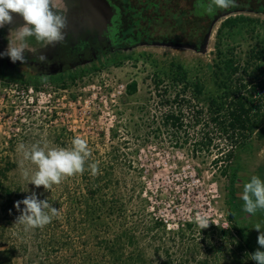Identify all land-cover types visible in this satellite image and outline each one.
I'll list each match as a JSON object with an SVG mask.
<instances>
[{
	"label": "rangeland",
	"instance_id": "obj_1",
	"mask_svg": "<svg viewBox=\"0 0 264 264\" xmlns=\"http://www.w3.org/2000/svg\"><path fill=\"white\" fill-rule=\"evenodd\" d=\"M58 7L56 3L55 9ZM244 15L249 22L236 29H225L219 36L226 18L221 19L214 27L205 54L178 47L140 46L122 53L126 58L120 65L106 59L95 66L98 71L89 66L81 69L87 74L77 75V80L64 83L51 80L38 86L11 83L4 78L9 72L0 69V164L11 161L5 183L13 195L11 203L0 202V228L5 231L0 243L14 245L20 253L13 264H31L26 263L30 262L28 257L34 260L32 264L40 263L41 243L48 238L41 228L26 230L14 223L19 215L14 202L35 191L40 199L48 198L55 206L66 199V191L74 194L81 188L89 164L109 165L112 150L121 152L114 166L123 191L126 188L130 196L136 186L135 197L127 199L129 207H137L149 221H162L168 231L175 233L160 234L157 239L164 238L176 263L250 264L237 249L234 235L222 233L230 230L231 213L230 174L222 171L233 162L218 154V150L226 149V143L217 126L210 122L208 110L210 97H224L218 87L220 79L225 78L217 68L220 49L240 61L242 72L236 80L244 79L243 85L249 86L242 93L253 94V99L263 104L261 113L254 117L258 125L248 146L239 147L241 171L235 200L240 221L248 225L252 238L258 237L254 229L257 218L243 211L241 195L253 176L264 180V138L260 134L264 130V15ZM8 27L0 29V52L7 47ZM27 43L30 49L41 45L34 37L28 38ZM179 65L188 72L192 86L184 92L183 86L174 88L172 81L165 78L158 87V77L171 73ZM134 83L137 92L130 94L127 87ZM254 86L256 92L252 90ZM234 89L230 92L234 93ZM176 95L181 96L175 99ZM180 110L184 114L183 128L164 124L169 112ZM207 135L213 139L208 149L202 146ZM76 136L87 140L91 152L84 173L68 177L50 191L28 184L22 175L18 146L71 148ZM24 167L30 173L35 170L28 162ZM197 213L207 214L215 223L210 225L216 229L201 230L194 222ZM187 223L192 228H187ZM260 226L264 231V226ZM181 227L184 231L178 236ZM80 230L81 227L75 228L70 241V247L77 253H82L86 244L79 238ZM26 250L28 254H24ZM153 261L162 263L158 256Z\"/></svg>",
	"mask_w": 264,
	"mask_h": 264
},
{
	"label": "trees",
	"instance_id": "obj_2",
	"mask_svg": "<svg viewBox=\"0 0 264 264\" xmlns=\"http://www.w3.org/2000/svg\"><path fill=\"white\" fill-rule=\"evenodd\" d=\"M117 1L118 11L121 16L123 14L127 26L125 39L135 47L146 42L147 45H171L195 51L202 46L211 25L217 19L226 18L219 30L220 36L225 29H236L240 24L249 22L250 19L245 17V13L264 15V0H235V7L216 8L212 13L206 11L209 0ZM219 45L220 37L217 46ZM125 58L118 53L109 60L115 65H120ZM217 60V68L225 77L218 83V87L224 92V97H210L208 110L210 122L217 126L222 135L221 139L226 143V149L218 150L220 152L218 154L228 162H233L222 171L225 175L230 174L231 196L230 230H223L222 233L234 235L238 243L237 249L243 252L250 264H255L250 253L259 247L257 237L252 238L248 225L240 221L235 200L241 171L238 156L240 148L248 146V140L258 125L254 117L261 113L263 104L255 101L253 94L249 93L250 99L249 94L242 93L249 86L243 85L244 79L236 80L242 72L240 61L229 54H224L220 49ZM248 66L245 65L246 68ZM91 70L98 71V67ZM82 73L87 74L86 71L77 70L66 73L56 80L61 83L77 80V75ZM4 78L11 83L25 86H38L46 82H41L38 77L30 75L24 79V74L16 78L8 76ZM165 78L172 81L174 88L183 86L184 92L192 86L188 80V72L180 65L171 73L159 76L157 86L163 84ZM127 88L130 94L137 92L136 83ZM233 88H235L234 93H231ZM195 89L200 92L199 86ZM252 90L256 92L257 87L254 86ZM180 96L176 95L175 99H179ZM184 121L183 111H172L166 115L164 124L171 123L176 128H183ZM260 134L264 138V130L260 131ZM115 137L113 135L112 138ZM212 142L213 139L207 135L203 138L202 146L208 149L212 146ZM120 153L119 150H112L109 153L112 162L109 165H98V172L95 175L88 167V172L82 176L84 184L80 186L81 188L74 194L66 191V199L55 205L59 209V215L41 228L48 238L41 243V262L38 264H154V256L162 259L161 264H178L164 238L157 239L160 234L167 236L175 233L168 231V227L162 221L153 219L149 221L144 212L137 211V207H129L127 199L132 200L135 197L136 186L132 187L129 196L126 194L127 189L125 188L124 192L122 183L117 179L118 173L114 161H118ZM10 162L0 164V202L5 201L4 205L13 200L11 187L5 183L11 168ZM61 214H64L63 218ZM253 216L257 218L258 224L264 226V210H257ZM77 226L82 228L79 238L86 242L82 253H77L74 247H70L71 235ZM185 226L192 228L191 223ZM212 229L216 227L210 225L206 232ZM183 231L184 227H181L178 236ZM4 232L0 228V240L4 238ZM24 254H28V251H24ZM19 255L14 245L7 246L0 243V264H13L12 261ZM25 258L27 260L26 255ZM28 259L30 262L27 260L26 263L34 262L30 257Z\"/></svg>",
	"mask_w": 264,
	"mask_h": 264
},
{
	"label": "clouds",
	"instance_id": "obj_3",
	"mask_svg": "<svg viewBox=\"0 0 264 264\" xmlns=\"http://www.w3.org/2000/svg\"><path fill=\"white\" fill-rule=\"evenodd\" d=\"M235 0H209L206 7L208 13L214 9H227L235 7ZM22 18L23 23L15 25L14 15ZM8 27L6 37L8 43L0 57H8L12 63L19 61L27 63L25 52H31L34 59L40 63H47L48 58L41 52H34L29 48L28 38L34 37L36 41L47 45H55L64 40L63 30L67 26L66 17L55 9L54 0H0V29ZM18 151L22 154L20 166L23 177L28 184L36 188L41 186L45 191H50L54 185H59L77 174H83L85 165L88 162L91 152L88 142L80 136L72 140L71 148L49 147L32 144L30 147L20 144ZM25 162L35 166L34 171L24 167ZM93 175L98 172V165H88ZM27 189L25 192H28ZM241 199L244 202L243 211L255 214L257 210H264V180L253 176L250 182L243 188ZM23 205V208H21ZM14 207L19 212L14 223L25 226V229L42 228L49 224L54 217L59 215V209L49 202L48 198L40 199L35 191L25 196L22 200L14 202ZM194 222L198 227L206 229L213 223L209 216L204 213H197ZM259 234L257 244L259 247L250 253L255 264H264V231L257 224L254 228Z\"/></svg>",
	"mask_w": 264,
	"mask_h": 264
},
{
	"label": "flooded vegetation",
	"instance_id": "obj_4",
	"mask_svg": "<svg viewBox=\"0 0 264 264\" xmlns=\"http://www.w3.org/2000/svg\"><path fill=\"white\" fill-rule=\"evenodd\" d=\"M109 4L111 11L103 6L96 7L92 0H54L58 3L57 12L66 17L67 26L63 30L64 40L55 45H45L31 50L41 52L48 58L47 63L34 59L31 52H25L27 63H12L8 57H0V69L8 77L16 78L24 74L38 77L41 82L57 81L62 75L86 66L94 68L99 62L113 55L128 52L140 46H132L125 38L127 26L123 14L118 11L117 0H102ZM94 5L97 10H93ZM108 12L112 17H108Z\"/></svg>",
	"mask_w": 264,
	"mask_h": 264
},
{
	"label": "water",
	"instance_id": "obj_5",
	"mask_svg": "<svg viewBox=\"0 0 264 264\" xmlns=\"http://www.w3.org/2000/svg\"><path fill=\"white\" fill-rule=\"evenodd\" d=\"M94 5L96 7H101L103 6L105 9H107L108 11L110 10L111 11V7L109 8V4L105 1H102V0H92ZM94 5H92V7L94 8L93 10H97V8L94 7ZM112 12V11H111ZM14 15V20H15V24L17 23H20L22 24L23 23V20L21 17H19L18 15L16 14H13ZM112 17L111 13L108 12V17ZM220 21V19H217L216 21L213 22V24L211 25V28L202 44V46L200 48H198L197 50H195L196 52L200 53V54H205L207 53V49H208V46H209V43H210V40H211V37H212V34H213V30H214V27L216 26V24ZM155 46H158V45H155ZM164 47H173L171 45L169 46H164ZM178 48H183V47H178ZM184 49H188V48H184Z\"/></svg>",
	"mask_w": 264,
	"mask_h": 264
},
{
	"label": "built area",
	"instance_id": "obj_6",
	"mask_svg": "<svg viewBox=\"0 0 264 264\" xmlns=\"http://www.w3.org/2000/svg\"><path fill=\"white\" fill-rule=\"evenodd\" d=\"M30 91L32 92V91H33V89L31 88V89H30Z\"/></svg>",
	"mask_w": 264,
	"mask_h": 264
}]
</instances>
